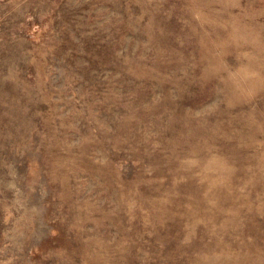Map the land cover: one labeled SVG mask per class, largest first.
I'll use <instances>...</instances> for the list:
<instances>
[{
  "label": "rangeland",
  "instance_id": "1",
  "mask_svg": "<svg viewBox=\"0 0 264 264\" xmlns=\"http://www.w3.org/2000/svg\"><path fill=\"white\" fill-rule=\"evenodd\" d=\"M0 264H264V0H0Z\"/></svg>",
  "mask_w": 264,
  "mask_h": 264
}]
</instances>
